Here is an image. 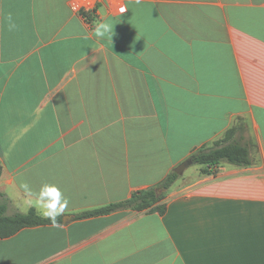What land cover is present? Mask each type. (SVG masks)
Listing matches in <instances>:
<instances>
[{
	"label": "crops",
	"instance_id": "0c3cea01",
	"mask_svg": "<svg viewBox=\"0 0 264 264\" xmlns=\"http://www.w3.org/2000/svg\"><path fill=\"white\" fill-rule=\"evenodd\" d=\"M231 130L252 166H199L150 208L78 217ZM0 170L14 212L43 217L22 184L69 200L63 227L0 240V264H264V0H0Z\"/></svg>",
	"mask_w": 264,
	"mask_h": 264
},
{
	"label": "trees",
	"instance_id": "16d2710c",
	"mask_svg": "<svg viewBox=\"0 0 264 264\" xmlns=\"http://www.w3.org/2000/svg\"><path fill=\"white\" fill-rule=\"evenodd\" d=\"M187 160L192 161L193 165L202 166L203 173L207 175L216 174L218 169L225 164L239 168L253 165L251 148L235 139L234 130L228 131L223 139L214 142L212 145L195 150ZM179 178L180 176L173 171L154 189L137 191L126 201L88 211L79 214L78 217L89 218L117 210L140 211L150 208L164 198V194L157 197L156 190L168 191ZM158 210L161 214L164 213V207ZM58 221L60 223V219ZM45 225H52V222L39 216L34 210H30L26 214L14 212L9 198L0 192V240L14 236L22 229Z\"/></svg>",
	"mask_w": 264,
	"mask_h": 264
},
{
	"label": "clouds",
	"instance_id": "9594fccd",
	"mask_svg": "<svg viewBox=\"0 0 264 264\" xmlns=\"http://www.w3.org/2000/svg\"><path fill=\"white\" fill-rule=\"evenodd\" d=\"M126 9H121V12ZM8 31L17 30L18 26L11 13L5 16ZM93 34L97 38H106L109 41L113 40L114 29L113 25L108 22L99 23L94 27ZM87 39V37H85ZM25 194L28 197H34V200H29L30 205H34L44 218L49 219L54 227H63L58 221V217L63 216L65 210L69 205V200L62 194V191L56 186L51 184H43L39 191H33L28 184H22Z\"/></svg>",
	"mask_w": 264,
	"mask_h": 264
},
{
	"label": "water",
	"instance_id": "95a60500",
	"mask_svg": "<svg viewBox=\"0 0 264 264\" xmlns=\"http://www.w3.org/2000/svg\"><path fill=\"white\" fill-rule=\"evenodd\" d=\"M193 165V163H192V161H190V160H187V161H185V162H183V163H181L175 170H174V172L177 174V175H179V176H182L183 174H184V172L186 171V169H188L190 166H192ZM162 189H158V190H156V196L158 197L161 193H162ZM69 218H71V217H69ZM64 222H65V219H64Z\"/></svg>",
	"mask_w": 264,
	"mask_h": 264
},
{
	"label": "rangeland",
	"instance_id": "374dc122",
	"mask_svg": "<svg viewBox=\"0 0 264 264\" xmlns=\"http://www.w3.org/2000/svg\"><path fill=\"white\" fill-rule=\"evenodd\" d=\"M197 168H200V167L198 165H192V166H190L188 169H186L185 175L187 176L190 173H193L194 171H196Z\"/></svg>",
	"mask_w": 264,
	"mask_h": 264
},
{
	"label": "built area",
	"instance_id": "2783aa9c",
	"mask_svg": "<svg viewBox=\"0 0 264 264\" xmlns=\"http://www.w3.org/2000/svg\"><path fill=\"white\" fill-rule=\"evenodd\" d=\"M88 8L90 9V8H91V6H90V5H88Z\"/></svg>",
	"mask_w": 264,
	"mask_h": 264
}]
</instances>
